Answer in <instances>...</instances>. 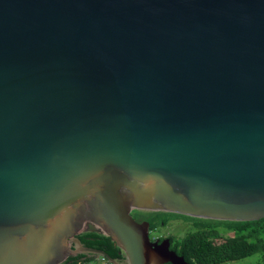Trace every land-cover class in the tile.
I'll use <instances>...</instances> for the list:
<instances>
[{"label": "water", "instance_id": "95a60500", "mask_svg": "<svg viewBox=\"0 0 264 264\" xmlns=\"http://www.w3.org/2000/svg\"><path fill=\"white\" fill-rule=\"evenodd\" d=\"M136 211L264 219V0H0V264H188Z\"/></svg>", "mask_w": 264, "mask_h": 264}, {"label": "trees", "instance_id": "16d2710c", "mask_svg": "<svg viewBox=\"0 0 264 264\" xmlns=\"http://www.w3.org/2000/svg\"><path fill=\"white\" fill-rule=\"evenodd\" d=\"M136 212V218L133 219L138 223H149L150 232L169 222L156 214ZM194 220L192 231L179 241L172 236L167 237L170 240V250L182 256L188 264H230L251 256L259 258L252 264H264V219L255 222H218L221 230ZM77 238L83 246L102 251L119 262H125L123 253L110 238L86 231L80 233ZM91 262L90 257L79 255L67 258L62 264Z\"/></svg>", "mask_w": 264, "mask_h": 264}, {"label": "rangeland", "instance_id": "374dc122", "mask_svg": "<svg viewBox=\"0 0 264 264\" xmlns=\"http://www.w3.org/2000/svg\"><path fill=\"white\" fill-rule=\"evenodd\" d=\"M159 218H166L169 220L167 225L158 227L155 231H151L149 236L152 240L157 238L166 239L169 236L174 237L178 241L183 238L186 234L192 231V222H195L194 219H190L184 216L171 214V213H155ZM196 222L207 223L208 225L212 226L215 229L221 230V226H219V221H212V220H203L197 219ZM92 262L90 264H105L101 259L90 257ZM258 256H251L240 261L230 263V264H252L258 260Z\"/></svg>", "mask_w": 264, "mask_h": 264}, {"label": "flooded vegetation", "instance_id": "af4514ba", "mask_svg": "<svg viewBox=\"0 0 264 264\" xmlns=\"http://www.w3.org/2000/svg\"><path fill=\"white\" fill-rule=\"evenodd\" d=\"M157 239H160V238H157ZM155 240V239H154Z\"/></svg>", "mask_w": 264, "mask_h": 264}]
</instances>
